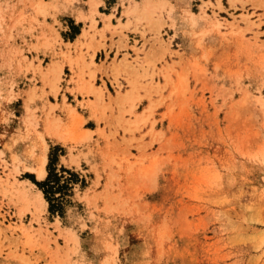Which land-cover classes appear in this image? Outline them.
<instances>
[{"label":"rangeland","instance_id":"obj_1","mask_svg":"<svg viewBox=\"0 0 264 264\" xmlns=\"http://www.w3.org/2000/svg\"><path fill=\"white\" fill-rule=\"evenodd\" d=\"M0 264H264V0H0Z\"/></svg>","mask_w":264,"mask_h":264},{"label":"trees","instance_id":"obj_2","mask_svg":"<svg viewBox=\"0 0 264 264\" xmlns=\"http://www.w3.org/2000/svg\"><path fill=\"white\" fill-rule=\"evenodd\" d=\"M55 160L51 157V162L49 164V176L46 181L37 183L45 192L47 199L51 202V210H54L55 204L54 200H52L51 196L54 193L61 192L66 190L67 185L65 182L63 185L61 184V177L58 176L55 170Z\"/></svg>","mask_w":264,"mask_h":264},{"label":"bare ground","instance_id":"obj_3","mask_svg":"<svg viewBox=\"0 0 264 264\" xmlns=\"http://www.w3.org/2000/svg\"><path fill=\"white\" fill-rule=\"evenodd\" d=\"M93 13H94V11H93ZM84 35H86V33H84ZM91 91L94 92L95 88L92 87ZM58 124H59V122L55 121V122L52 123V127L57 129L58 126H59ZM46 162H47V157L44 155L42 160H41V163L39 165V168L36 169V172H37V175H38L39 179H45L47 174H48V171L46 169Z\"/></svg>","mask_w":264,"mask_h":264},{"label":"crops","instance_id":"obj_4","mask_svg":"<svg viewBox=\"0 0 264 264\" xmlns=\"http://www.w3.org/2000/svg\"><path fill=\"white\" fill-rule=\"evenodd\" d=\"M88 123H89V122H87V124H88ZM86 130H91V131H93V129H90V128H88V127L86 128Z\"/></svg>","mask_w":264,"mask_h":264}]
</instances>
